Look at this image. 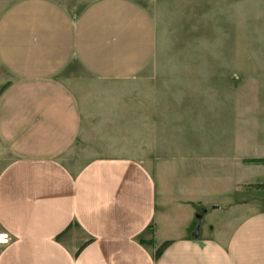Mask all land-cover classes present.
<instances>
[{
    "label": "crops",
    "instance_id": "obj_1",
    "mask_svg": "<svg viewBox=\"0 0 264 264\" xmlns=\"http://www.w3.org/2000/svg\"><path fill=\"white\" fill-rule=\"evenodd\" d=\"M175 4L194 14L210 4L219 32L221 17L236 27L264 10V0H19L0 15V233L11 238L0 264H264V202L245 198L228 228L209 232L192 231L208 211L187 210L184 232L171 233L142 163L75 155L88 136L83 82L156 69Z\"/></svg>",
    "mask_w": 264,
    "mask_h": 264
},
{
    "label": "rangeland",
    "instance_id": "obj_2",
    "mask_svg": "<svg viewBox=\"0 0 264 264\" xmlns=\"http://www.w3.org/2000/svg\"><path fill=\"white\" fill-rule=\"evenodd\" d=\"M16 1L0 0V15ZM188 9L164 12L168 35L156 69L127 83L83 82L88 136L74 148L84 159L142 163L155 179L158 209L174 219L163 225L171 233L184 232V211L207 210L192 231L209 232L228 228L245 198L251 209L264 202V189L250 187L264 184V164L249 162L264 159V10L237 16L236 27L221 17L219 32L210 4ZM5 79L0 67V88Z\"/></svg>",
    "mask_w": 264,
    "mask_h": 264
},
{
    "label": "trees",
    "instance_id": "obj_3",
    "mask_svg": "<svg viewBox=\"0 0 264 264\" xmlns=\"http://www.w3.org/2000/svg\"><path fill=\"white\" fill-rule=\"evenodd\" d=\"M250 163L252 164H256V165H263L264 164V159L263 158H254V159H251L249 160ZM250 187H253L255 189H264V184H255V185H252ZM170 244L169 241H165L163 242L156 250H155V253H154V257L157 258L160 253Z\"/></svg>",
    "mask_w": 264,
    "mask_h": 264
},
{
    "label": "built area",
    "instance_id": "obj_4",
    "mask_svg": "<svg viewBox=\"0 0 264 264\" xmlns=\"http://www.w3.org/2000/svg\"><path fill=\"white\" fill-rule=\"evenodd\" d=\"M11 238L7 233H0V245H5L10 242Z\"/></svg>",
    "mask_w": 264,
    "mask_h": 264
},
{
    "label": "water",
    "instance_id": "obj_5",
    "mask_svg": "<svg viewBox=\"0 0 264 264\" xmlns=\"http://www.w3.org/2000/svg\"><path fill=\"white\" fill-rule=\"evenodd\" d=\"M195 233H197V232H195Z\"/></svg>",
    "mask_w": 264,
    "mask_h": 264
}]
</instances>
